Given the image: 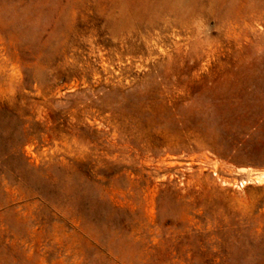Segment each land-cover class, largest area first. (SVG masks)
<instances>
[{"label":"rangeland","instance_id":"374dc122","mask_svg":"<svg viewBox=\"0 0 264 264\" xmlns=\"http://www.w3.org/2000/svg\"><path fill=\"white\" fill-rule=\"evenodd\" d=\"M262 171L264 0H0V264H264Z\"/></svg>","mask_w":264,"mask_h":264},{"label":"bare ground","instance_id":"6f19581e","mask_svg":"<svg viewBox=\"0 0 264 264\" xmlns=\"http://www.w3.org/2000/svg\"><path fill=\"white\" fill-rule=\"evenodd\" d=\"M244 169V168H243ZM255 178L258 180V181H264V171L262 172H258L256 175H255ZM248 183V180H243L242 182V185H245Z\"/></svg>","mask_w":264,"mask_h":264},{"label":"trees","instance_id":"16d2710c","mask_svg":"<svg viewBox=\"0 0 264 264\" xmlns=\"http://www.w3.org/2000/svg\"><path fill=\"white\" fill-rule=\"evenodd\" d=\"M4 112L7 111V109H2Z\"/></svg>","mask_w":264,"mask_h":264}]
</instances>
